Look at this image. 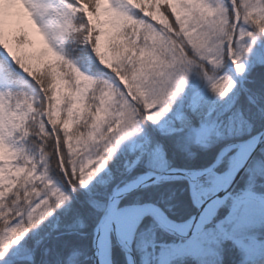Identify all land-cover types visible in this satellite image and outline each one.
Returning <instances> with one entry per match:
<instances>
[{
	"label": "snow or ice",
	"instance_id": "6c2138e0",
	"mask_svg": "<svg viewBox=\"0 0 264 264\" xmlns=\"http://www.w3.org/2000/svg\"><path fill=\"white\" fill-rule=\"evenodd\" d=\"M17 5L46 49L10 46ZM258 54L264 0H0V264H39L26 237L82 189L94 240L186 250L170 264H264V85L244 64ZM193 73L207 90L173 112ZM216 145L210 163L174 164ZM176 183L195 209L183 220Z\"/></svg>",
	"mask_w": 264,
	"mask_h": 264
},
{
	"label": "trees",
	"instance_id": "16d2710c",
	"mask_svg": "<svg viewBox=\"0 0 264 264\" xmlns=\"http://www.w3.org/2000/svg\"><path fill=\"white\" fill-rule=\"evenodd\" d=\"M14 44V50L17 47H21L16 43ZM28 45L29 43L23 45L22 48L26 49ZM245 59H252L255 63L248 76L253 81L250 86L259 89L264 85V63H260L261 56L258 54L254 59L251 55H248ZM193 74L184 91L171 100L176 105H179L180 108L184 106L190 90L197 86V81L202 78L199 74ZM141 133L146 140L148 138V129L145 128ZM135 136H138L137 133H135ZM125 146L129 152H133L129 142L126 141ZM221 147L222 145H216L209 150H194L196 154L192 157L185 153L177 152L174 157V164L178 167H199L210 163ZM173 187L176 193L171 201V214L175 219L183 220L194 213L195 209L192 207L188 193L182 190L183 185L176 183ZM97 190L103 191L104 189L100 187ZM91 195V192L83 189L73 194V197L69 199L64 208L57 212L59 220L57 229L44 236L41 235L42 233L37 234L35 232L36 228L29 235L27 239L28 245L38 246L39 264H61L62 258L69 254L73 256V264H95L93 258V231L95 225L91 219L92 210L88 204ZM112 260L113 264H127L124 252L114 240ZM186 264H191V260L187 261Z\"/></svg>",
	"mask_w": 264,
	"mask_h": 264
},
{
	"label": "rangeland",
	"instance_id": "374dc122",
	"mask_svg": "<svg viewBox=\"0 0 264 264\" xmlns=\"http://www.w3.org/2000/svg\"><path fill=\"white\" fill-rule=\"evenodd\" d=\"M14 14H19V19H20V21H22V23L15 30V32L13 34L6 36V39L8 40L10 46L12 48L14 47L15 39L18 38L19 36H26L27 40L29 42V45L26 49H23V50L42 51V50L46 49V45L43 42V38L40 37L39 33L35 30L34 26L31 25V22L28 19L27 14L24 11V9L22 11H16ZM33 45H35V48H33ZM244 64L248 70L246 75H249L252 68L254 67L255 63L252 59H245ZM226 74L234 75L235 73L230 72V73H226ZM193 75L194 74L190 75L189 80H191ZM189 80H188V82H189ZM194 87H197V88L205 90V91L207 90V84L203 78L198 80L197 86H194ZM170 103H171V108H172L173 112L176 111L177 109H180V106L176 105V103H174L172 101ZM171 114H172V112L169 113V115H171ZM137 135L138 136L136 137L135 133H134L127 140V142H129L131 144L133 151H135V149L145 141L144 136L142 135L141 132L138 133ZM63 208L57 209L51 216L46 218L44 220V222L38 226V228L36 229L37 231L35 230V232L37 234L42 233L41 235L47 236L51 231L57 229L58 222H59L58 217H57V212H58V210H61ZM224 211H225V209H221V212H224ZM30 234L31 233H29V235ZM28 237H26V241H27ZM133 250H134L138 264H170V261L172 260V258L175 255H177L178 253H182V252L186 251L182 247H171V248H165V249H160V248L139 249L135 245H133ZM125 258H126V256H125ZM126 261H127V258H126ZM105 264H108L107 260H105ZM127 264H128V262H127Z\"/></svg>",
	"mask_w": 264,
	"mask_h": 264
},
{
	"label": "water",
	"instance_id": "95a60500",
	"mask_svg": "<svg viewBox=\"0 0 264 264\" xmlns=\"http://www.w3.org/2000/svg\"><path fill=\"white\" fill-rule=\"evenodd\" d=\"M115 242L125 253L128 264H138L133 250V245L129 247L127 245H122L116 240ZM93 253L95 264H105V260L107 258L108 264H112V243H108L103 239H95L93 241Z\"/></svg>",
	"mask_w": 264,
	"mask_h": 264
},
{
	"label": "bare ground",
	"instance_id": "6f19581e",
	"mask_svg": "<svg viewBox=\"0 0 264 264\" xmlns=\"http://www.w3.org/2000/svg\"><path fill=\"white\" fill-rule=\"evenodd\" d=\"M23 10V7L21 5H17L14 9H13V12L15 13L16 11H22ZM108 259V258H107ZM106 259V260H107Z\"/></svg>",
	"mask_w": 264,
	"mask_h": 264
}]
</instances>
